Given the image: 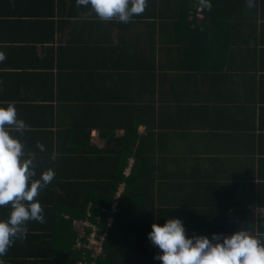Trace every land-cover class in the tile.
Returning <instances> with one entry per match:
<instances>
[{"label":"crops","instance_id":"1","mask_svg":"<svg viewBox=\"0 0 264 264\" xmlns=\"http://www.w3.org/2000/svg\"><path fill=\"white\" fill-rule=\"evenodd\" d=\"M156 4L147 7L155 11L158 28L176 27L184 8L181 51L170 32L150 30L140 20L110 31L115 19L102 21L76 0H0V52L5 54L0 104L14 103L28 124L33 119L26 108L46 104L51 86H60L57 75L69 73L57 62L63 49L104 42L109 31L115 39L123 31L132 46L129 72L139 74L143 50L171 104L164 144L167 152L180 155L183 184L190 187L183 194V215L171 209L167 217H179L188 235L264 232V0H251V6L249 0H201L195 6L201 18L194 23L190 0ZM47 73L54 75L48 77L52 83ZM132 95L139 101L137 93ZM145 132L139 125L138 135ZM91 139L102 145L98 132H91ZM20 248L13 244L5 261H13Z\"/></svg>","mask_w":264,"mask_h":264},{"label":"trees","instance_id":"2","mask_svg":"<svg viewBox=\"0 0 264 264\" xmlns=\"http://www.w3.org/2000/svg\"><path fill=\"white\" fill-rule=\"evenodd\" d=\"M148 2L157 5V0ZM190 3L194 23L201 0ZM149 11L146 7L132 19L153 30L159 25L155 11ZM185 18L183 8L176 27L158 28L162 34L170 32L179 51ZM130 22L113 20L110 31L124 30ZM110 31L104 42L63 49L65 55L57 62L69 73L57 75L60 86H51L52 98L44 105L21 107L33 120L23 135L14 134L20 136L25 152L36 154L37 178L48 168L55 175L35 198L46 222H28L26 238L14 243L22 249L6 264H154L159 249L147 238L151 224H162L171 209L184 213L180 206L190 186L183 184L180 155L167 152L164 144L171 104L157 86L151 59L142 50L140 72L133 75L130 42L123 40V31L115 39ZM139 125L146 128L144 134L138 135ZM93 131L99 133L101 146L92 143ZM9 210L8 205L0 206V218ZM92 235L100 243L96 248L90 245Z\"/></svg>","mask_w":264,"mask_h":264},{"label":"clouds","instance_id":"3","mask_svg":"<svg viewBox=\"0 0 264 264\" xmlns=\"http://www.w3.org/2000/svg\"><path fill=\"white\" fill-rule=\"evenodd\" d=\"M90 8L102 21L115 19L127 23L141 14L147 0H76ZM251 6V0H249ZM210 7V5H209ZM5 54L0 52V61ZM29 125L18 116L14 103L0 104V206H9L6 218H0V264L9 248L26 238L29 221L45 223L39 192L54 178L48 168L36 176V154L25 152L23 135ZM37 147L43 151L44 146ZM53 159L55 156L52 157ZM150 243L159 249L154 259L160 264H264V232L252 234L239 229L231 234L188 235L179 217L153 222L147 233Z\"/></svg>","mask_w":264,"mask_h":264},{"label":"rangeland","instance_id":"4","mask_svg":"<svg viewBox=\"0 0 264 264\" xmlns=\"http://www.w3.org/2000/svg\"><path fill=\"white\" fill-rule=\"evenodd\" d=\"M95 142H98L97 141V138L95 139ZM127 173H128V171H127ZM79 226V225H78ZM78 230L81 232V228H78ZM95 235H92V236H90L89 238H90V245H91V243H92V247L93 248H96L97 247V244H93V242H99V241H97V239L94 237Z\"/></svg>","mask_w":264,"mask_h":264},{"label":"built area","instance_id":"5","mask_svg":"<svg viewBox=\"0 0 264 264\" xmlns=\"http://www.w3.org/2000/svg\"><path fill=\"white\" fill-rule=\"evenodd\" d=\"M196 11H197V12H196V18H197V19H200V18H201V15H200V13H201V9L198 7ZM94 237H95V236H94ZM93 244H94V245L97 244V246H98L100 243H99V242H93Z\"/></svg>","mask_w":264,"mask_h":264}]
</instances>
